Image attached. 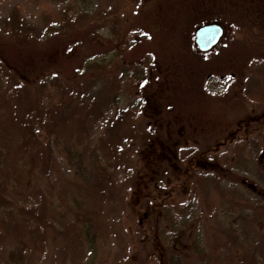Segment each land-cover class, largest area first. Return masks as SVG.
<instances>
[{
  "label": "rangeland",
  "instance_id": "rangeland-1",
  "mask_svg": "<svg viewBox=\"0 0 264 264\" xmlns=\"http://www.w3.org/2000/svg\"><path fill=\"white\" fill-rule=\"evenodd\" d=\"M263 63L264 0H0V264H167L162 214L189 201L223 261L264 264V202L222 198L264 189Z\"/></svg>",
  "mask_w": 264,
  "mask_h": 264
},
{
  "label": "trees",
  "instance_id": "trees-1",
  "mask_svg": "<svg viewBox=\"0 0 264 264\" xmlns=\"http://www.w3.org/2000/svg\"><path fill=\"white\" fill-rule=\"evenodd\" d=\"M262 66H264V63ZM140 67L138 72L136 69L124 67L121 72V77L130 76L132 79L144 81L146 79L145 71L142 65ZM103 72L105 71L102 70L100 74H105ZM119 80L121 79L119 78ZM255 80L257 86H251L247 88L246 91L248 96L251 97V100L253 99V101L262 103L264 100V70L256 74ZM113 101L115 104H118L117 97H115L114 100L110 99V103H113ZM133 106L136 105L133 104ZM259 149L260 147H256V154H258ZM186 151L190 152L193 151V149H183L182 152L185 154ZM259 156L260 160L257 158L259 160L257 161L260 173L258 172V174H261V179L264 180V153ZM235 181L243 185L241 186L243 188L225 191L222 197L223 200L231 203L230 210L225 212V214L230 217L234 216L240 209H245L240 207H246L255 197L257 201L264 202V189H258L254 182L249 181V179L244 176L238 175ZM197 182L199 185L198 193L202 199L204 208L209 209L211 204L208 199V189L202 180L200 181L198 179ZM185 206H187V212L184 206L180 207L179 210L166 207L161 217V232L164 233V235H162V241L166 246L167 264H251L254 262V256H252L248 249H246L245 255L239 261H223L221 258L222 250L218 246L212 248L210 246L208 247L205 241L198 235L197 230L200 225V218L197 217V214L200 206H196L195 201H189ZM244 242V244H247L246 241Z\"/></svg>",
  "mask_w": 264,
  "mask_h": 264
},
{
  "label": "water",
  "instance_id": "water-1",
  "mask_svg": "<svg viewBox=\"0 0 264 264\" xmlns=\"http://www.w3.org/2000/svg\"><path fill=\"white\" fill-rule=\"evenodd\" d=\"M225 35L224 27L217 22L206 23L195 31V43L201 52H209Z\"/></svg>",
  "mask_w": 264,
  "mask_h": 264
}]
</instances>
